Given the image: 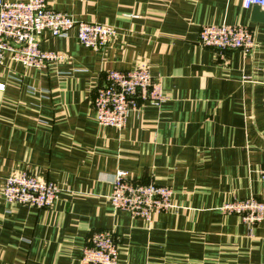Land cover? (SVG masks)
Instances as JSON below:
<instances>
[{
	"label": "crops",
	"instance_id": "obj_1",
	"mask_svg": "<svg viewBox=\"0 0 264 264\" xmlns=\"http://www.w3.org/2000/svg\"><path fill=\"white\" fill-rule=\"evenodd\" d=\"M20 2L26 0H4ZM243 0H46L74 19L110 25L99 51L76 30L42 34L63 59L37 69L0 63V178L26 172L54 182L46 208L0 192V264H79L92 233L112 230L121 264H264V216L254 225L219 207L264 202V22ZM203 24L254 30L250 54L197 43ZM145 64L165 101L143 103L122 129L92 110L109 70ZM169 186L172 207L150 220L108 201L115 172Z\"/></svg>",
	"mask_w": 264,
	"mask_h": 264
},
{
	"label": "built area",
	"instance_id": "obj_2",
	"mask_svg": "<svg viewBox=\"0 0 264 264\" xmlns=\"http://www.w3.org/2000/svg\"><path fill=\"white\" fill-rule=\"evenodd\" d=\"M242 5L264 10V0H243ZM73 28L79 44L93 51L104 48L116 34L110 25L76 20L66 12L56 11L46 0H0V63L6 55L24 67L37 69L60 62L63 56L53 50H43L40 38L44 33L63 37ZM197 43L219 52L239 50L243 54H250L256 46L253 29L231 24H203L198 30ZM165 99L160 83L145 64H139L129 70L107 71L104 84L96 88L91 103L100 126L122 129L129 114L143 103L158 106ZM260 176L264 182V169L260 170ZM111 182L108 201L115 210L150 220L153 213L166 212L172 207L169 186L133 182L121 170L115 172ZM0 192L8 203L46 208L57 197L59 188L52 181L21 172L0 178ZM219 210L224 214H238L244 223L254 225L264 216V202L248 197L225 202ZM79 264H121L113 231L92 233L82 247Z\"/></svg>",
	"mask_w": 264,
	"mask_h": 264
},
{
	"label": "water",
	"instance_id": "obj_3",
	"mask_svg": "<svg viewBox=\"0 0 264 264\" xmlns=\"http://www.w3.org/2000/svg\"><path fill=\"white\" fill-rule=\"evenodd\" d=\"M251 21L254 23L264 22V10H261L258 6L252 7Z\"/></svg>",
	"mask_w": 264,
	"mask_h": 264
}]
</instances>
